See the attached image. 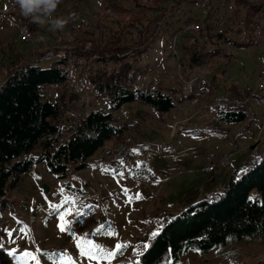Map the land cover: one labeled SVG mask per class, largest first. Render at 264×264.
<instances>
[{"label": "rangeland", "instance_id": "obj_1", "mask_svg": "<svg viewBox=\"0 0 264 264\" xmlns=\"http://www.w3.org/2000/svg\"><path fill=\"white\" fill-rule=\"evenodd\" d=\"M137 2L141 6L134 0H61L53 16L68 23L62 30L52 31L48 25L21 16L14 0H0V9L6 11L0 12V77L15 65L18 54L24 61H32L54 53L43 64L50 65L61 56L54 49L74 44L80 26L95 31L99 39L124 27L130 43L143 29H152L155 36L148 53L137 61L143 71L136 85L161 90L176 102V107L165 113L140 102L126 104L116 112L122 122L134 124L126 142L137 150L121 162L112 163V151L105 148L89 160V167L75 171L69 184H63L45 163L38 164L33 174H25L11 194L17 216L8 210L0 215V264H36L21 255L25 250L35 253L39 264H134L129 245L140 248L147 244L172 215L195 199L221 190L264 139V100L250 96L264 67V22L255 29L246 28L240 0ZM113 5L123 6L129 17L144 14L145 18L140 22L124 20ZM103 13L107 16L96 24ZM160 14L164 16L158 20ZM25 22L35 28L28 42L18 39V27ZM193 22L201 25L200 33L187 30ZM233 41L242 44L236 46ZM191 49L202 58L201 64L191 60ZM69 69L67 88L49 87L46 97L58 102L74 91L82 97V112L106 107L96 101L89 105L92 97L85 81L77 79L79 68ZM239 98H248L250 117L244 122L222 121L220 116L229 101ZM209 151L229 153L230 166L213 174L201 173ZM137 195L142 198L136 199ZM65 196L75 203L66 204ZM50 205L62 207L57 210ZM67 208L72 209L66 219L73 222L75 236L58 228L59 215ZM77 212L83 215L78 217ZM101 225L103 229L97 232ZM110 231L116 234L107 235ZM86 233L105 250H114L117 243L127 247L111 260L93 249L98 258L89 259L76 247V239ZM179 264H264V244L230 243L205 256L190 251Z\"/></svg>", "mask_w": 264, "mask_h": 264}, {"label": "trees", "instance_id": "obj_2", "mask_svg": "<svg viewBox=\"0 0 264 264\" xmlns=\"http://www.w3.org/2000/svg\"><path fill=\"white\" fill-rule=\"evenodd\" d=\"M160 1L153 0V4ZM240 1L245 10L244 26H261L264 1ZM113 9L124 20L140 22L145 18L144 14L129 17L123 6L113 5ZM105 16L100 15L96 24ZM163 16L160 14L158 20ZM26 24L35 29L32 23ZM205 28L209 33V24ZM154 36L152 29H143L130 43L122 27L99 39L95 31L80 26L75 43L57 46L54 52L61 56L48 66L43 64L54 53L37 64L34 60L24 61L18 54L15 65L0 77V215L8 210L17 216L11 194L38 164L45 163L63 184H69L75 171L89 167V160L98 152L105 148L112 151L126 142L134 124L122 122L116 115L126 104L140 102L159 113L176 107L171 95L136 85L143 71L137 61L148 53ZM241 44L233 41V45ZM191 60L202 63L195 49H191ZM70 67L79 68L77 79L85 81L92 97L89 105L96 101L104 102L106 107L82 112V97L74 91L58 102L46 97L49 87L67 88ZM239 99L229 103L220 116L222 121L244 122L250 117L246 103H239ZM236 174L221 190L195 199L163 222L158 235L147 244L142 243L140 248L129 245L130 260L134 264H179L190 251L205 256L230 243L264 244V139ZM144 245L149 248L145 250Z\"/></svg>", "mask_w": 264, "mask_h": 264}, {"label": "built area", "instance_id": "obj_3", "mask_svg": "<svg viewBox=\"0 0 264 264\" xmlns=\"http://www.w3.org/2000/svg\"><path fill=\"white\" fill-rule=\"evenodd\" d=\"M0 12H5L4 9H0ZM187 30H190L195 33H200L202 27L199 23H191L187 27ZM34 36L33 30L26 24L23 23L18 27V39L22 42H28L32 40ZM52 55V53H46L45 56L37 58L33 61L34 64H37L42 60H45L48 56ZM250 96L253 97H261L264 98V67L260 68L258 72V78L256 82L255 88L252 90ZM232 101H229L231 103ZM248 98L244 100H240L239 103H247ZM135 146L130 145L127 142L120 143L117 145L111 152L110 161L112 163H118L123 161L124 159L130 157L133 153ZM231 164V158L229 153H223L218 155L215 151H209L206 155V162L203 164L199 171L201 173H213L216 171H221L227 169Z\"/></svg>", "mask_w": 264, "mask_h": 264}, {"label": "snow or ice", "instance_id": "obj_4", "mask_svg": "<svg viewBox=\"0 0 264 264\" xmlns=\"http://www.w3.org/2000/svg\"><path fill=\"white\" fill-rule=\"evenodd\" d=\"M133 151L135 152L137 150L134 149ZM120 175L123 176V173H120ZM60 192H61V195H63V189H61ZM135 198L141 199L142 197L137 195ZM249 199H251V198H249ZM64 202L66 204H69V203L74 204L75 203L73 198L67 197V196L64 197ZM50 207H53V208H56L57 210H59L62 207V205H50ZM70 215H72V209L71 208H67L63 212L60 213V215H59L60 223L58 224V228L61 232H69L71 235L75 236V232L72 229V223L73 222L66 219V217H68ZM76 215L79 217V216L83 215V213L77 212ZM102 229H103V225H101L99 228H97L96 231L100 232ZM6 231H8L9 236L12 235V232L10 230H6ZM106 234L107 235H115L116 233L110 231V232H107ZM88 235L89 234L86 233L83 236L78 237L76 239V247L79 249L81 255L86 256L89 259H97L98 257L96 255V252H99L105 258L111 260V259H114L116 257V255L119 252H121L125 247H127V245H125V244L117 243L115 245L114 250L108 251V250H105L102 246H100V245L94 243L92 240L88 239ZM152 235L157 236L158 233L153 232ZM144 248H145V250H147L149 248V245H144ZM93 249H95L96 252H94ZM12 254H13L12 252L9 253V255H12ZM21 255L25 258V260L30 259L32 261H35L36 264H39V260L37 259L35 253L25 250L22 252Z\"/></svg>", "mask_w": 264, "mask_h": 264}, {"label": "clouds", "instance_id": "obj_5", "mask_svg": "<svg viewBox=\"0 0 264 264\" xmlns=\"http://www.w3.org/2000/svg\"><path fill=\"white\" fill-rule=\"evenodd\" d=\"M61 0H14L21 16L38 25H48L52 31L62 30L68 21L54 17Z\"/></svg>", "mask_w": 264, "mask_h": 264}]
</instances>
